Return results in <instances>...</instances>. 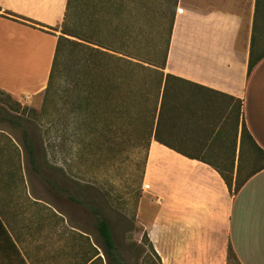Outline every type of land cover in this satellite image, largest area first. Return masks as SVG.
Masks as SVG:
<instances>
[{
	"label": "crops",
	"instance_id": "crops-1",
	"mask_svg": "<svg viewBox=\"0 0 264 264\" xmlns=\"http://www.w3.org/2000/svg\"><path fill=\"white\" fill-rule=\"evenodd\" d=\"M255 1L112 0L174 14L163 70L172 78L159 101L141 181L156 205L146 231L162 264H226L229 244L240 264H264V169L248 175L254 163L242 157L243 124L264 152V59L247 75ZM66 5L0 0L3 11L57 29L0 17V91L13 103L0 104V221L26 264H84L98 253L82 251L74 239L90 236L68 221L66 208L37 201L29 178L41 171L34 118L44 117ZM239 165L238 178L246 182L232 196L212 166H233L235 181Z\"/></svg>",
	"mask_w": 264,
	"mask_h": 264
},
{
	"label": "trees",
	"instance_id": "trees-1",
	"mask_svg": "<svg viewBox=\"0 0 264 264\" xmlns=\"http://www.w3.org/2000/svg\"><path fill=\"white\" fill-rule=\"evenodd\" d=\"M154 12L152 7L144 5H113L112 0H67L42 103L47 126L44 136L52 159L63 153L74 160L76 148H81L88 157L99 155L111 160L121 156L126 148L141 147L144 170L159 101L167 81L172 78L163 70L174 14ZM0 17L44 32L57 31L1 8ZM263 59L264 0H256L248 76ZM0 95L10 100L4 92L0 91ZM240 105L237 102V118ZM242 138V157L254 163L248 172L251 175L264 169V152L257 147L245 124ZM212 168L232 196L246 182L238 178L240 165L235 181L233 166ZM74 201L85 206L81 201ZM91 211L103 253L115 264H121L117 261L110 221L98 207H91ZM146 238L155 264H162ZM96 256L98 253L92 258ZM92 258L84 264H97L100 260L97 257L90 263ZM226 260V264H240L230 244ZM0 264H26L1 221Z\"/></svg>",
	"mask_w": 264,
	"mask_h": 264
},
{
	"label": "rangeland",
	"instance_id": "rangeland-1",
	"mask_svg": "<svg viewBox=\"0 0 264 264\" xmlns=\"http://www.w3.org/2000/svg\"><path fill=\"white\" fill-rule=\"evenodd\" d=\"M0 104L10 109L13 103L0 95ZM35 114L41 115L39 112ZM34 121L35 153L41 170L38 173L40 175L29 177L35 199L66 208L68 221L75 222L73 225L91 239L75 238L76 244L81 245L82 251H90L91 256L95 252L91 247V243H94L100 259L97 264L115 263L103 253L94 217L86 204L101 209L103 216L110 221L119 263L155 264L147 247L146 225L152 220L156 205L152 198H145V191L140 184L144 150L141 147L126 148L117 159L109 160L99 155L88 157L83 149L76 148L77 158L74 160L65 157L63 153L52 159L44 136L46 119L34 118ZM4 127L12 132L7 125L4 124ZM15 137L20 142L19 135ZM47 180L59 190L51 188ZM73 199L85 203V206L77 204Z\"/></svg>",
	"mask_w": 264,
	"mask_h": 264
}]
</instances>
